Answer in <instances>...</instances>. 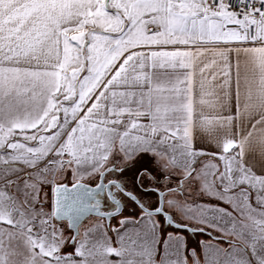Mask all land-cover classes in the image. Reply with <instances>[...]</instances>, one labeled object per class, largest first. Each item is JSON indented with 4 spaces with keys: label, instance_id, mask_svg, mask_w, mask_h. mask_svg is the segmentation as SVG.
Here are the masks:
<instances>
[{
    "label": "snow or ice",
    "instance_id": "1",
    "mask_svg": "<svg viewBox=\"0 0 264 264\" xmlns=\"http://www.w3.org/2000/svg\"><path fill=\"white\" fill-rule=\"evenodd\" d=\"M0 264H264V0H0Z\"/></svg>",
    "mask_w": 264,
    "mask_h": 264
},
{
    "label": "rangeland",
    "instance_id": "2",
    "mask_svg": "<svg viewBox=\"0 0 264 264\" xmlns=\"http://www.w3.org/2000/svg\"><path fill=\"white\" fill-rule=\"evenodd\" d=\"M96 221V219L95 218H90V219H88L86 222H85V226H87L88 224H91V223H94ZM114 223V222H113Z\"/></svg>",
    "mask_w": 264,
    "mask_h": 264
},
{
    "label": "flooded vegetation",
    "instance_id": "3",
    "mask_svg": "<svg viewBox=\"0 0 264 264\" xmlns=\"http://www.w3.org/2000/svg\"><path fill=\"white\" fill-rule=\"evenodd\" d=\"M93 218H95V219H96V217H93Z\"/></svg>",
    "mask_w": 264,
    "mask_h": 264
},
{
    "label": "water",
    "instance_id": "4",
    "mask_svg": "<svg viewBox=\"0 0 264 264\" xmlns=\"http://www.w3.org/2000/svg\"><path fill=\"white\" fill-rule=\"evenodd\" d=\"M92 218V217H91ZM90 219V218H89Z\"/></svg>",
    "mask_w": 264,
    "mask_h": 264
}]
</instances>
